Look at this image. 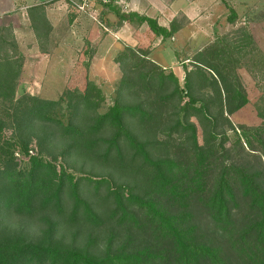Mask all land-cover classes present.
Masks as SVG:
<instances>
[{"label": "trees", "instance_id": "trees-1", "mask_svg": "<svg viewBox=\"0 0 264 264\" xmlns=\"http://www.w3.org/2000/svg\"><path fill=\"white\" fill-rule=\"evenodd\" d=\"M26 12L45 52L47 5ZM108 13L145 27L148 45L117 54L122 75L105 110L90 81L55 99L16 97L25 57L0 28V51L12 50L0 57V264H264V123L236 132L227 116L248 103L235 70L249 32L194 52L181 84L150 46L183 19L164 26L108 4L101 20Z\"/></svg>", "mask_w": 264, "mask_h": 264}, {"label": "rangeland", "instance_id": "rangeland-1", "mask_svg": "<svg viewBox=\"0 0 264 264\" xmlns=\"http://www.w3.org/2000/svg\"><path fill=\"white\" fill-rule=\"evenodd\" d=\"M38 1L46 3L53 25L51 42L45 41L42 45L45 52L39 49L26 12L27 6ZM135 9L155 17L164 26H168L174 18L183 19V31H178L164 42L158 39L150 46L151 58L164 67H170L181 84L184 77L182 64H189L194 52L220 40L233 43L245 31L249 32L252 49L245 45L244 49L249 53L235 70L248 103L227 116L236 132L242 126L253 128L263 125L264 120L255 107L264 94V69H261L264 58V0H226V4L221 0H134V4L130 2L128 10L137 11ZM232 10L237 15L234 22L229 20ZM100 13L99 10L94 17L76 13L66 0H0V28L12 32L17 54L25 57L16 97L28 93L55 99L66 89L84 90L90 81L104 97L101 109L105 110L111 105L117 96L122 75L116 57L123 45H129L124 40L134 43L137 37L139 44L137 41L134 46L146 43H141L143 38L138 37L144 27L138 30L131 27L127 40L115 34L118 27L116 16L108 13L101 20ZM71 17L72 22L68 23ZM105 21L112 24L106 25ZM8 49L11 50L8 47L2 49L0 57L8 53ZM48 49L51 51L48 52ZM8 54L11 55L12 50ZM228 135L230 140L235 137L233 131H228ZM229 145L230 141L226 143V146ZM31 151L33 155L36 154L35 145ZM20 156L17 162L24 165L28 156L21 153ZM262 163L264 170V158ZM74 173L81 175L80 171ZM205 237L217 240L212 232L207 231Z\"/></svg>", "mask_w": 264, "mask_h": 264}, {"label": "built area", "instance_id": "built-area-1", "mask_svg": "<svg viewBox=\"0 0 264 264\" xmlns=\"http://www.w3.org/2000/svg\"><path fill=\"white\" fill-rule=\"evenodd\" d=\"M68 5L79 14H90L95 16L96 13L104 8L105 5L112 4L119 7L121 11L128 12L130 9V0H66ZM30 154L32 151L30 150ZM15 156L21 158L20 153L16 152Z\"/></svg>", "mask_w": 264, "mask_h": 264}, {"label": "crops", "instance_id": "crops-1", "mask_svg": "<svg viewBox=\"0 0 264 264\" xmlns=\"http://www.w3.org/2000/svg\"><path fill=\"white\" fill-rule=\"evenodd\" d=\"M38 2H40V1H38ZM132 4H134V0H131V5ZM142 8V7H141ZM135 10H137V9H135ZM139 10V9H138ZM133 11V12H137V13H139V11ZM140 14H142V13H140ZM146 15V14H145ZM149 16V15H148ZM150 17H152V16H150ZM154 18V17H153ZM143 27V26H142ZM185 27V26H184ZM145 28V27H144ZM129 30H131V25H129L127 22H123L120 26H118V27H116L115 28V34L116 35H120V36H123V38L124 39H127L128 40V37H127V34H129ZM143 30H145V29H143ZM180 32L181 31H183V28L181 29V30H179ZM138 37H140L141 39L143 38V40L141 41V43L143 42V43H146L145 45L147 46L148 45V41L147 40H145L144 39V37H143V34H141V35H139ZM123 39V40H124ZM135 39L138 41V44H139V40H138V38L137 37H135ZM127 44H129V45H131V46H134L136 43H137V41H135L134 43H130V41H126V40H124ZM143 46H144V44H143ZM28 59V58H27Z\"/></svg>", "mask_w": 264, "mask_h": 264}]
</instances>
